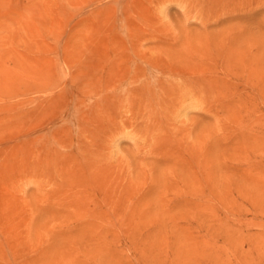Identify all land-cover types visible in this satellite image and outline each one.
I'll return each instance as SVG.
<instances>
[{
  "label": "rangeland",
  "instance_id": "1",
  "mask_svg": "<svg viewBox=\"0 0 264 264\" xmlns=\"http://www.w3.org/2000/svg\"><path fill=\"white\" fill-rule=\"evenodd\" d=\"M142 9L152 22L138 26V52L182 50L210 67L219 53L225 72L215 66L206 108L162 127L187 153L150 150L143 125H102L115 180L77 191L57 175L71 158L51 140L75 142L81 128L73 88L56 92L63 49L76 61L94 47L91 81L112 82L122 47L143 63L125 36ZM0 233V264H264V0H0Z\"/></svg>",
  "mask_w": 264,
  "mask_h": 264
},
{
  "label": "bare ground",
  "instance_id": "2",
  "mask_svg": "<svg viewBox=\"0 0 264 264\" xmlns=\"http://www.w3.org/2000/svg\"><path fill=\"white\" fill-rule=\"evenodd\" d=\"M143 1H146L148 4L149 0ZM115 10L117 11V9ZM144 10L147 12V7H145ZM144 10L142 9L141 12L137 13L139 18L134 20L135 23L133 22L130 24L128 22L129 26H125V29L128 31L132 30L130 29L132 26L134 27L135 32L134 30L129 33L126 32L127 34H125V36L131 37L130 40H133L132 52L137 55L139 59H142L143 63L135 61L136 59L132 61L131 58L133 56L132 53L130 54L129 50H126L124 54L125 56H123L122 53H119L122 50L127 49V46H129L120 44L124 46V49L121 46L122 50L119 52L117 51L118 53L114 52L112 55V82L102 84L96 83L94 80V82L91 81L90 77L92 76L93 65L91 67L88 66V62H92L93 58H95L96 53L93 54V51H95L94 47H89L88 49L85 48L88 51L84 53L82 60L76 61L73 59L71 60L72 53L70 51H73L74 48L70 49L67 45L66 48L63 49L62 57L66 60L65 84L56 92H64L69 86L73 88L71 92L75 91V98L72 97L75 100V103L72 106V109L75 114L74 118L78 120L77 122L81 128H77L76 130L75 142L72 140L71 142H68V138H66V143L65 140H59L57 137H53L54 139L52 138L51 140H55L58 143V146L61 147V155H66L71 158L69 166L66 165L65 168L55 170L57 175L62 178L63 181L74 183L77 191L83 190L86 193H91L88 191V187L92 189L97 188L98 190L104 189V191L107 189L109 190L111 184H113V180H115V178H113V173L119 163L111 165L107 161L102 162L101 153L104 148V143L107 140L106 137H109V133L106 134V132L103 131L104 127H102V125H110L111 123L118 129L123 128L125 125H143V127L140 128V131H142L140 139L143 140L150 150L156 148L165 155L176 152L177 155H182L183 152L187 153L188 148L186 145L181 144L178 134L176 133V137L171 140L166 134V129L162 127L163 125H171L174 121V113L183 107H192L202 103L204 108H206L205 104L208 101V95L211 90L210 81L212 73H217L215 66L220 65L219 71L221 73L225 72L227 59L225 60L224 55L219 53L209 54V61H213L214 65L210 67L209 62H204L205 60L201 59L203 55L200 56V58L198 57L199 61L182 58L181 55L184 57L182 50L177 52L172 50L170 55L164 54L163 57L159 52L149 55L138 52L136 40L138 39L139 34L142 35V32L140 31V33L137 29L143 26H150L152 22L151 18H148V15ZM129 12L131 11L127 7H124V10L122 9L121 13L125 16V20L130 17ZM130 25L132 26L130 27ZM137 32H139V34ZM128 40L129 39H127V41ZM122 56L123 58L125 57L124 59L127 57L126 62L120 61V57ZM216 58H219V61H217ZM110 75L108 78H110ZM66 92V94H68L69 88ZM50 100H52V98H50ZM62 100H65V98L63 97ZM65 102L64 105H67ZM85 121L87 124L89 123L90 126L92 125V130H86L87 126L86 128L84 127ZM64 133H67V131ZM114 135H116V133L112 131V138ZM51 149L54 150L52 156L58 155V151L56 153L55 149ZM50 151L51 150H49V152ZM69 169H71V172H69ZM131 188L132 184L127 182L124 189ZM109 203L111 202L109 201ZM14 214L16 215V213ZM25 243L27 244V242ZM30 254L32 255L33 253ZM2 261L5 260L3 259Z\"/></svg>",
  "mask_w": 264,
  "mask_h": 264
}]
</instances>
